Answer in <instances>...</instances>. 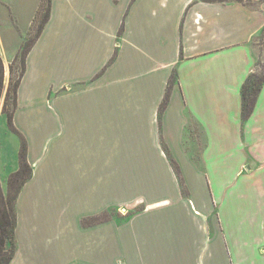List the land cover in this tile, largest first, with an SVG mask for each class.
<instances>
[{
	"label": "crops",
	"instance_id": "0c3cea01",
	"mask_svg": "<svg viewBox=\"0 0 264 264\" xmlns=\"http://www.w3.org/2000/svg\"><path fill=\"white\" fill-rule=\"evenodd\" d=\"M252 1L50 0L13 118L32 176L10 264H264V84L243 116L264 57ZM65 206L104 218L79 223L80 248L68 227L38 252Z\"/></svg>",
	"mask_w": 264,
	"mask_h": 264
},
{
	"label": "rangeland",
	"instance_id": "374dc122",
	"mask_svg": "<svg viewBox=\"0 0 264 264\" xmlns=\"http://www.w3.org/2000/svg\"><path fill=\"white\" fill-rule=\"evenodd\" d=\"M242 1L247 5H254L252 0ZM49 2L50 0H0V58L2 59L5 73L3 98L0 103V176L3 178V181L2 178H0V216L5 212L10 215V201L16 197L18 187L22 181V179H20L17 183L12 181V185L10 184L11 177L20 169V152L23 143L25 144L24 140H26V138L20 133L18 134L15 132L18 130H16L13 124L9 125L8 122V117L12 116L16 107L14 86L22 75L25 55H27L29 49H31L33 43L38 37L37 35L41 26L44 24L49 8ZM37 8L38 14L35 12ZM261 43L263 42H258L256 46L262 53L264 50V44H262V48V45H260ZM262 57H259L257 66L258 74H264V57ZM191 129L194 135L199 134L198 128L195 124ZM75 213L77 212H74L73 210L72 215ZM119 214L120 216H124L123 212H120ZM59 215L62 223H56L53 226L55 229H58L57 232L53 235L45 236L44 240H40L39 244H36L38 252L44 251L46 242L55 243L57 241L56 238L64 240L63 233H65V230L68 227H70V232L74 235L73 240L70 242L71 248H80V246L85 243V239H81L80 237L76 239V233L79 230V223L82 229L84 227H91L94 223L97 225L99 223L96 222L99 219L104 218V216H82L80 217V222L78 223V221H76L75 223L73 216L70 218L66 206L65 209L62 207V211ZM22 224L23 228L25 222ZM51 225L52 222L47 226L51 227ZM39 226L40 224L36 223V227L40 228ZM17 248V238L15 244H9L6 241L2 246L0 261L3 264L12 263L14 258L12 260L10 258L13 253L16 254ZM42 264L50 263L43 262ZM64 264L77 263L66 262Z\"/></svg>",
	"mask_w": 264,
	"mask_h": 264
},
{
	"label": "trees",
	"instance_id": "16d2710c",
	"mask_svg": "<svg viewBox=\"0 0 264 264\" xmlns=\"http://www.w3.org/2000/svg\"><path fill=\"white\" fill-rule=\"evenodd\" d=\"M201 1L205 2V3H232V2L243 3L242 0H201ZM49 11H50V9L48 8V12H47L44 24L41 26L37 36L40 35L45 23L49 19ZM26 57H27V55H25L24 68H23L22 75L19 78V80L15 83V86H14L15 87L14 91H15V105H16V107L14 109L12 116L8 117L9 125L13 124V126H14V122H13L14 113H15V110L17 108L18 89H19V85L21 83L22 77L24 76L25 71H26ZM4 84H5L4 66H3L2 59L0 58V103H1V100L3 98ZM263 84H264V74H258L257 72L252 73L251 76L248 78L247 82L245 83V85L243 87V116L244 117H247L251 114V112L254 108L256 99L258 97V94L263 87ZM167 100H168V98L164 101L163 106L167 103ZM15 132H17L19 134L18 131H15ZM24 141H25V144L23 143L22 149L20 152V169L11 177L10 184L12 185V183H13L12 181H15L16 183L20 179H22V181L20 183V186L18 187L16 197L10 201V204H11L10 205V207H11L10 215L7 212H5L3 214L4 216L3 215L0 216V253L2 251V246H3V244H5L6 241L9 244H15V242H16V238H17L16 237V230H17V224H18L17 208H16L17 198H18V195H19L22 187L24 186V184L32 176V167L30 166V164L27 161V149H28L27 142H26V140H24ZM14 256H15V254L13 253L10 259L12 260L14 258ZM9 262H11V261H9ZM1 264H3V263L1 262Z\"/></svg>",
	"mask_w": 264,
	"mask_h": 264
}]
</instances>
